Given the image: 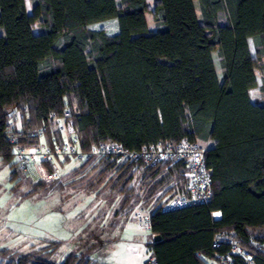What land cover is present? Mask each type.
Returning a JSON list of instances; mask_svg holds the SVG:
<instances>
[{"label": "trees", "instance_id": "16d2710c", "mask_svg": "<svg viewBox=\"0 0 264 264\" xmlns=\"http://www.w3.org/2000/svg\"><path fill=\"white\" fill-rule=\"evenodd\" d=\"M109 19L117 20L113 34L90 28ZM51 113L86 156L60 178L39 177L36 190L104 184L122 196L116 218L137 206L150 209L146 245L156 264H210L229 249L225 242L213 246L220 232L264 264L254 244L264 240V0H154L152 9L148 0H31L30 7L28 0H0V158L16 173L26 171L17 147L37 146V128L46 127L48 144L66 141ZM184 138L209 142L212 196L168 212L159 206L186 193L184 160L145 165L91 153L106 141L140 151ZM142 167L138 191L133 182ZM61 245L52 240L4 264H105L84 249L58 262Z\"/></svg>", "mask_w": 264, "mask_h": 264}, {"label": "rangeland", "instance_id": "374dc122", "mask_svg": "<svg viewBox=\"0 0 264 264\" xmlns=\"http://www.w3.org/2000/svg\"><path fill=\"white\" fill-rule=\"evenodd\" d=\"M148 4L152 9L154 0H148ZM28 6H31V0H28ZM147 20L154 27L151 11L147 13ZM90 28L113 34L118 25L116 19H109L94 23ZM250 46L254 53L252 42ZM251 95L257 97L258 88L252 89ZM18 117L19 112L15 118L20 124ZM80 161L78 158L61 160L58 166L61 175L68 174ZM16 168L15 164L0 158V264L12 256L17 259L48 246L52 240L62 242L53 256L58 262L68 253L84 249L95 253L100 262L110 258L122 264L130 258L133 259L131 263L144 264L148 255L146 242L151 236L133 221L138 206L127 217L116 218L114 215L122 205V196L112 195L104 184L90 191L72 186L63 190H50L48 186L36 190L40 177L38 162L23 167L27 174L20 170L16 173ZM142 176L143 167L137 170L133 182L138 191ZM187 187L188 182L186 191ZM88 242L92 245H87Z\"/></svg>", "mask_w": 264, "mask_h": 264}, {"label": "built area", "instance_id": "2783aa9c", "mask_svg": "<svg viewBox=\"0 0 264 264\" xmlns=\"http://www.w3.org/2000/svg\"><path fill=\"white\" fill-rule=\"evenodd\" d=\"M28 111V107L24 108ZM23 117L19 113V119ZM50 119L56 121L57 126L66 135L64 144L60 145L56 140L53 144L45 142L46 127L37 128L34 135L40 140V143L34 147L19 148L16 150V158L23 167L35 164L39 165V174L44 181H53L61 177L60 168L56 161L65 157L78 158L79 161L85 158L86 154L78 152L76 147L69 141L63 120L54 113L50 114ZM207 145L200 141H191L187 138L179 143H165L158 141L149 146H145L140 151H130L117 141L101 142L94 147L92 154L104 157L117 158L120 162L142 160L145 165H155L169 160H184L188 167V187L186 193L176 195L166 203L159 206L163 212H168L194 204L208 203L212 196V176L206 163ZM46 164L53 167L48 171ZM220 211H212L214 219L221 218ZM133 221L143 227L149 234L152 233V211L146 207H138L133 213ZM154 235V234H153ZM225 242L229 249L225 253H219L215 260L216 264H239L238 260L246 264H257V252L244 245L239 239L231 234L217 233L214 236L213 246L218 247ZM259 245L264 252V240ZM144 264H156V259L152 251L148 252Z\"/></svg>", "mask_w": 264, "mask_h": 264}, {"label": "crops", "instance_id": "0c3cea01", "mask_svg": "<svg viewBox=\"0 0 264 264\" xmlns=\"http://www.w3.org/2000/svg\"><path fill=\"white\" fill-rule=\"evenodd\" d=\"M110 259V258H109ZM105 259V260H103L102 262L103 263H105V264H120L119 263V261H116V260H113V259ZM131 260H133V259H130V258H128V261H126L125 263L124 262H122V264H134V263H131L130 261ZM140 260V259H139ZM141 264H143V263H141Z\"/></svg>", "mask_w": 264, "mask_h": 264}, {"label": "water", "instance_id": "95a60500", "mask_svg": "<svg viewBox=\"0 0 264 264\" xmlns=\"http://www.w3.org/2000/svg\"><path fill=\"white\" fill-rule=\"evenodd\" d=\"M12 111V108H10L8 111H6L5 113H8V112H11ZM161 239V236L160 235H158V234H156L155 235V241H158V240H160Z\"/></svg>", "mask_w": 264, "mask_h": 264}]
</instances>
